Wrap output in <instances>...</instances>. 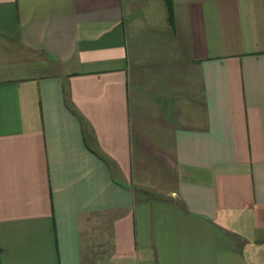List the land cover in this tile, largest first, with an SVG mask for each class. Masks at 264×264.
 I'll list each match as a JSON object with an SVG mask.
<instances>
[{
    "label": "crops",
    "instance_id": "obj_1",
    "mask_svg": "<svg viewBox=\"0 0 264 264\" xmlns=\"http://www.w3.org/2000/svg\"><path fill=\"white\" fill-rule=\"evenodd\" d=\"M0 264H264V0H0Z\"/></svg>",
    "mask_w": 264,
    "mask_h": 264
}]
</instances>
